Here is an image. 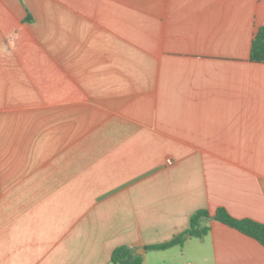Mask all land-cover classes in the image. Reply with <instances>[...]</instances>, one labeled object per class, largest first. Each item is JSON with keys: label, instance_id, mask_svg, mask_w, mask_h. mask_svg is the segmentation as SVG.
Instances as JSON below:
<instances>
[{"label": "crops", "instance_id": "crops-1", "mask_svg": "<svg viewBox=\"0 0 264 264\" xmlns=\"http://www.w3.org/2000/svg\"><path fill=\"white\" fill-rule=\"evenodd\" d=\"M264 0H0V264H264Z\"/></svg>", "mask_w": 264, "mask_h": 264}, {"label": "trees", "instance_id": "trees-1", "mask_svg": "<svg viewBox=\"0 0 264 264\" xmlns=\"http://www.w3.org/2000/svg\"><path fill=\"white\" fill-rule=\"evenodd\" d=\"M250 59L255 62H264V26L260 27L251 44ZM214 219L222 224L232 227L240 233L255 239L264 246V225L251 220H238L231 217L224 209H218L213 216L205 210H200L191 216L189 227L183 233L175 236L168 242L150 246L147 250L164 251L173 246L181 245L187 237L201 238L207 233V228L201 226L204 219ZM113 264H141L142 258L134 250L122 246L116 248L111 255Z\"/></svg>", "mask_w": 264, "mask_h": 264}]
</instances>
